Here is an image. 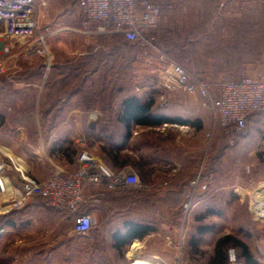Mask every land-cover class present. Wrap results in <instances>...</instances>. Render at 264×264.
<instances>
[{"label":"crops","instance_id":"1","mask_svg":"<svg viewBox=\"0 0 264 264\" xmlns=\"http://www.w3.org/2000/svg\"><path fill=\"white\" fill-rule=\"evenodd\" d=\"M149 1L161 8L155 38L165 54L199 62L195 74L200 77L264 78V0ZM69 10L49 28L56 31V36L70 31V40L96 47L106 41L110 45L113 37L119 38L90 34L95 26L85 31L78 4ZM55 53L53 68L47 70L41 62L37 68H29L27 75L23 73L14 85L0 86V110L6 114L0 141L26 160L33 179L46 180L57 170L73 173L80 155L88 152L114 172L138 174L146 186L134 190V197L110 195L102 204L92 206L99 218L123 207L124 220L151 223L157 229L160 222L163 226L184 217L193 182H197V189L191 218L201 225L219 215V196H233L235 156L247 157L252 171L250 167L244 174L257 176L248 191L256 186L264 193V110L248 117L243 134H238L235 127L213 133L212 116L202 98L175 92L166 103H160L147 88H116V79L113 88L107 89L106 77H121V72L101 67L85 75L80 69L67 70L61 64V54ZM95 54L64 55V61L70 56L83 64V57ZM132 96L146 104L154 98L153 112L167 120L143 125L141 118L123 117V100ZM28 109L32 110L31 116L24 113ZM85 189L96 193L104 187ZM205 225L213 227L207 234L216 229L215 223Z\"/></svg>","mask_w":264,"mask_h":264},{"label":"rangeland","instance_id":"2","mask_svg":"<svg viewBox=\"0 0 264 264\" xmlns=\"http://www.w3.org/2000/svg\"><path fill=\"white\" fill-rule=\"evenodd\" d=\"M44 1L46 3L41 14V25L44 30L53 26L64 13L71 12L73 9H69L76 6L78 2V0ZM63 5L65 7L70 5L69 9L63 8ZM69 32L57 36L54 34L49 39L48 48L50 55L53 56L52 66L57 62L56 51L61 54L60 59L63 60H61V64H64V68L67 70L81 66L83 70L102 67L106 70L121 72V77H106L107 89L113 88V80L116 79V88L122 90L131 87L147 88L158 97L160 103H166L169 95L172 94L163 87L162 68L164 66L160 58L161 53L164 52L156 44L155 48L144 44L132 45L113 37L110 45L106 41L105 44L96 47L87 45L86 41L78 43L70 40ZM0 40L2 46L8 48V53L4 56L8 60L4 68L5 73L0 75V86H8L11 83L14 85L16 79H20L29 68H37L38 64L43 63L44 67L49 70L45 57L27 54L28 42L4 37V26L1 23ZM52 41L54 42L53 46L50 44ZM13 48L16 52L13 51ZM18 49L19 52H17ZM81 52L85 56L95 52L96 54L87 59L83 57V64H80L78 58L72 60L70 56L66 57L64 61V55ZM174 55L171 56L176 62L197 73L195 68L200 67L199 62L180 60L176 54ZM133 70H136L137 73H133ZM149 70L154 73H148ZM204 78L211 83L241 79V77ZM255 78L264 80V78ZM30 82L29 80L28 83ZM24 113L31 116L32 110H25ZM0 147L5 148L1 141ZM10 152V156L22 159L25 162V168L29 171L26 160L12 151ZM26 159L33 165L30 157ZM234 159L233 196L228 194L227 199H225V194L219 196L217 208L220 214L205 222L215 223L216 229L213 233L202 238L199 251H195L190 246L191 239L196 236V226L199 225L192 218L185 226L183 218L174 222H166L167 224L164 223L163 226L161 222L158 223L157 232L146 237L143 241L133 242L124 249L122 254L114 248L111 236L114 230L120 227L124 219L127 218L121 211L124 210L123 207L112 209L113 213L104 215L103 218H99L97 215V225L90 234L80 236L74 233V219L69 211L53 208L44 200L36 199L7 212L4 210L5 206H8L4 203L6 199L0 195V204H2L0 226L11 221L15 224L14 227L0 230V264H133L137 260L149 261L152 264H208L216 241L227 233L247 242L255 258L260 264H264V219H256V215L254 216L249 210L251 208L253 211V204L259 199L261 190L257 191L256 186L251 189L253 192H249L247 189L253 186L251 184L257 182L255 181L256 175L249 178L248 175L252 173L244 174L246 170L248 171V158L238 155ZM35 173L37 174L36 170ZM28 177L34 178L32 171L28 172ZM133 191L129 190L124 194H131L134 197L136 193ZM82 212L87 213L88 211L86 212L84 208ZM162 248L166 250L161 252ZM178 248H183L184 251V257L181 260H178ZM226 252L228 264H235L233 259L237 264H244L240 250L230 246Z\"/></svg>","mask_w":264,"mask_h":264},{"label":"built area","instance_id":"3","mask_svg":"<svg viewBox=\"0 0 264 264\" xmlns=\"http://www.w3.org/2000/svg\"><path fill=\"white\" fill-rule=\"evenodd\" d=\"M45 3L44 0H0V23L4 26V37L28 42L27 54L45 57L50 69L53 56L50 55L48 41L56 31L42 28L41 14ZM78 8L84 17L85 31L95 26L90 34L119 36L125 41L155 48L151 32L159 25V5L149 0H79ZM1 42L0 75L5 73L8 60L4 57L8 48L3 47ZM160 59L164 66L162 80L165 90L202 98L204 107L212 116L213 133L218 129L235 127L238 134H243L248 117L264 110V80L248 76L210 83L164 53H161ZM10 155L9 149L0 147V195L8 204L4 210L9 212L14 207L41 198L53 208L69 211L74 219V233L80 236H88L97 225L96 209L91 208L83 213L84 208L102 204L110 195L146 188L138 174L114 172L88 152L80 155L77 171L68 173L57 170L42 181L28 177L25 162ZM247 169L249 171L250 167ZM87 186H103L104 190L88 193L85 189ZM192 187L193 193L185 206L184 226L191 219L195 206L193 195L197 182H193ZM258 203L256 200L253 204V211L258 219H264V215H259L257 210ZM183 257V248H178V260ZM233 262L237 264L234 259Z\"/></svg>","mask_w":264,"mask_h":264},{"label":"trees","instance_id":"4","mask_svg":"<svg viewBox=\"0 0 264 264\" xmlns=\"http://www.w3.org/2000/svg\"><path fill=\"white\" fill-rule=\"evenodd\" d=\"M79 2V0H78ZM77 2V4H78ZM158 29V27L151 32V37L154 40V43L156 44V38H155V32ZM118 39L128 43V44H136L129 41H125L122 37H119ZM53 68V66H52ZM93 68V69H97ZM82 70L85 75L90 71L83 70L81 66L77 68H72V71ZM91 69V70H93ZM69 70V68H68ZM33 73V72H32ZM30 73V74H32ZM27 75V73H25ZM29 74V75H30ZM78 76H75L77 78ZM204 80L207 81L206 78L201 77ZM156 100L154 98H150L148 103H143V100L132 96L129 98H126L123 100V108H122V116L126 118H141V123L143 125H158L163 122V120H167L163 115L157 114L153 112V106L155 104ZM6 123V114L0 110V128L4 126ZM66 154V151H64ZM38 180V179H35ZM42 200L41 198H39ZM92 208H86V212L89 211ZM62 210V209H61ZM14 222H8L6 225L0 226V230L4 228H11L14 227ZM212 226L201 224L196 227V236L191 239L190 246L195 251H199L200 244L202 242V238L204 235L209 233L212 230ZM157 227L154 224L151 223H142L133 221L130 219H126L123 221L122 225L118 227L116 230H114L112 234V241L114 248L119 252L123 254V251L125 248L130 246L135 240H143L147 236L157 232ZM233 247L235 249L240 250L241 252V258L243 259L244 264H260L259 261L255 258L253 255L250 246L244 242L243 240L239 239L238 237L234 235H225L222 238H220L215 246L214 253L209 258L208 264H228V256L226 249L228 247Z\"/></svg>","mask_w":264,"mask_h":264},{"label":"bare ground","instance_id":"5","mask_svg":"<svg viewBox=\"0 0 264 264\" xmlns=\"http://www.w3.org/2000/svg\"><path fill=\"white\" fill-rule=\"evenodd\" d=\"M263 191V190H262ZM258 211H259V215L263 216L264 215V193L263 192H259V199H258ZM260 206V207H259ZM140 245V244H139ZM137 246V245H136ZM133 264H152L149 261H139L137 260L136 262H134ZM155 264V263H154Z\"/></svg>","mask_w":264,"mask_h":264}]
</instances>
